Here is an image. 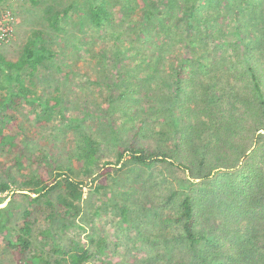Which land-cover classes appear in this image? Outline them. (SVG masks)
<instances>
[{"label":"trees","instance_id":"trees-1","mask_svg":"<svg viewBox=\"0 0 264 264\" xmlns=\"http://www.w3.org/2000/svg\"><path fill=\"white\" fill-rule=\"evenodd\" d=\"M32 1L38 3V0ZM181 1L184 14L177 12L184 15L180 16L182 21L190 27L195 24L199 28L205 26L206 33L210 32L219 40L231 36L229 42L235 45L236 51L231 57V45L223 46L213 39L216 46L210 52L215 61L202 73L201 64L207 67L209 61L197 50L200 45L187 39L186 52L181 51V57L171 64L169 71L159 66L151 72L144 69V83L125 86L118 98L127 95L126 102L129 107L134 105L135 114L131 117L133 131L129 144L119 146L117 162L129 155L134 162L147 168L158 164L166 168V172L173 168L184 173L178 181L173 173L164 177L167 182L164 189L169 198L180 193V189L184 192L182 200L174 202V207H170L172 210L163 216L162 224L179 226L176 235L193 253H199L206 245L212 246L214 256L201 253L205 264H264V142H260L264 140V24L263 29L253 28L256 25L244 26L245 0L240 4L236 0ZM249 1L257 13L258 24L264 22V4L260 7L256 0ZM234 3V8H240L241 16L235 11L233 23L220 20L221 23L216 24L213 18L221 15L220 9L231 8ZM207 5L210 10L205 8ZM144 6L148 17L160 6L171 10L165 7L164 0H149ZM73 7L74 4H68L50 12L47 16L49 25L60 28ZM88 8V16L96 27L101 28L111 18L105 3L92 0ZM144 25L139 29L141 35ZM176 44L181 45V40ZM132 49L136 50L135 47ZM130 53L131 58H138V51ZM57 54L45 44V34L40 29L33 32L17 61L0 53L1 88L13 96L11 100H0V120H3L0 123V147L13 155L9 161L11 164L22 167L31 161L37 172L23 182L31 193H26L28 204L22 213V225L16 231L11 215L13 200L0 206V234H6L17 264H86L92 257L84 244L65 248L56 239L52 226L42 231L51 248L47 250L45 243L33 245L34 212L49 207L52 221L59 219L64 226L75 224L85 195L86 182L82 175L89 177L101 169L100 140L91 132L82 133L83 141L78 149L81 168H63L46 155L28 153L17 133L16 119L3 110L1 112L22 97V100L43 108V119L52 115L62 101L60 96H37L36 91L24 85L22 75L27 70L34 76L40 65ZM133 66H139V63H133ZM17 84V92L12 91ZM141 96L158 103V109H154L156 105L150 110L140 106ZM163 114L168 119L162 118ZM159 120L167 125L159 127ZM144 125L157 134L169 135L165 139L169 138L171 142L159 146L146 135L144 140L140 139ZM14 127L17 131L13 130ZM109 172L101 170L94 176L91 184L100 180L93 187L95 191L108 186ZM13 183L12 179L0 180V203L6 200L7 196L2 195L11 191ZM56 188L62 191L53 200L50 193ZM131 212L124 206V217ZM165 249L170 253L174 250L172 245L165 246Z\"/></svg>","mask_w":264,"mask_h":264},{"label":"rangeland","instance_id":"rangeland-1","mask_svg":"<svg viewBox=\"0 0 264 264\" xmlns=\"http://www.w3.org/2000/svg\"><path fill=\"white\" fill-rule=\"evenodd\" d=\"M90 1L38 0L34 3L32 0H19L14 39L0 49L7 59L17 61L33 32L40 29L45 34V44L58 53L54 59L40 65L34 76L27 70L22 75L24 85L36 91L37 96H60V105L48 119L42 118L45 111L39 104H30L22 97L6 110L1 109L16 119L18 131L15 127L13 130L17 131L27 152L46 155L63 168L71 166L78 169L81 168L78 149L83 141L82 135L91 132L100 140L99 171H110L106 179L108 186L100 191L93 189L100 180L91 184L98 170L89 177L82 175L86 182L85 195L81 202L82 211L75 218L74 225L64 226L59 219L52 221L49 207L34 212L33 245L46 244L47 238L42 231L52 226L56 239L65 248L84 244L90 250L92 257L86 264H205L202 255L214 256L212 246L206 245L199 253H193L176 235L179 226L162 224L163 216L172 210L170 207H174V202L182 200L184 192L180 189V193L169 198L164 189L167 184L164 177L173 173L178 181L184 173L173 168L166 172L167 169L158 164L147 168L134 162L129 155L117 162L119 146L129 144L133 131L131 117L135 114L134 105L131 104L133 109H130L126 102L127 95L121 99L118 95L125 86L144 83V69L151 72L159 66L169 71L171 64L178 62L181 51L186 52L187 39L198 43L197 50L209 61L207 67L201 64L202 73L205 72L215 61L210 50L215 49L216 38L210 32L206 33L205 26L199 28L195 24V27H190L182 21L180 16L184 15L179 12L184 14V3L181 0H164L165 7L171 10L160 6L153 10L151 17H148L144 6L149 0H96L105 3L111 13L110 20L101 28L93 25L88 16ZM236 2L240 4L241 0ZM68 4H74L69 16L60 28H52L47 16ZM258 4L262 7L264 0H256ZM234 6L235 3L231 8L222 7L221 15L213 18L215 23H221L220 20L233 23L235 11L241 16L240 8L235 9ZM207 7L210 10L209 5ZM243 7L247 8L242 14L245 16L242 18L244 26L262 28L264 22L258 24L252 1L245 0ZM143 23L141 35L139 29ZM230 37L216 40L223 46L231 45L229 54L232 57L236 47L229 42ZM178 40H181V45L176 44ZM131 51H138V58H131ZM160 56L161 59H156ZM133 63H139V66L134 67ZM2 78L0 70V100H11L13 96L1 88ZM17 90L18 84L12 91ZM127 101L130 102L129 99ZM140 104L147 110L153 105L158 109V103L144 100V96H141ZM159 109L162 108L159 106ZM161 125L167 124L159 120V127ZM141 130L139 138L142 140L146 135L159 146H167L171 142V139H165L169 135L157 134L148 125ZM12 158L9 151L0 147V180L12 179L14 182L11 191L2 195L7 197L0 206L13 200L11 215L16 231L22 225V213L28 204L26 193H31L23 182L37 172L31 161L18 167L9 162ZM61 191L60 188L54 189L50 198L56 200ZM124 206L132 210L126 217L123 216ZM216 222L214 220V224ZM169 245H172L173 253L165 249ZM46 248L49 250L51 244H46ZM172 256L176 257L172 259ZM0 264H17L5 233L0 234Z\"/></svg>","mask_w":264,"mask_h":264},{"label":"built area","instance_id":"built-area-1","mask_svg":"<svg viewBox=\"0 0 264 264\" xmlns=\"http://www.w3.org/2000/svg\"><path fill=\"white\" fill-rule=\"evenodd\" d=\"M18 2L19 0H0V49L14 39L18 23Z\"/></svg>","mask_w":264,"mask_h":264}]
</instances>
